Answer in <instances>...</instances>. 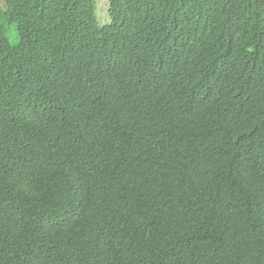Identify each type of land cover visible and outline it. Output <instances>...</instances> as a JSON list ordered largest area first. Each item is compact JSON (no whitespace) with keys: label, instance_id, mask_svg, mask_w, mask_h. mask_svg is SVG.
<instances>
[{"label":"trees","instance_id":"16d2710c","mask_svg":"<svg viewBox=\"0 0 264 264\" xmlns=\"http://www.w3.org/2000/svg\"><path fill=\"white\" fill-rule=\"evenodd\" d=\"M110 14L0 0V264H264V0Z\"/></svg>","mask_w":264,"mask_h":264},{"label":"rangeland","instance_id":"374dc122","mask_svg":"<svg viewBox=\"0 0 264 264\" xmlns=\"http://www.w3.org/2000/svg\"><path fill=\"white\" fill-rule=\"evenodd\" d=\"M108 8H109V0H100L98 2V15L100 17L101 23H108L110 18H109V13H108ZM6 24V34L11 41V43L16 44L20 41V36L17 30L16 23H9L5 21Z\"/></svg>","mask_w":264,"mask_h":264},{"label":"clouds","instance_id":"9594fccd","mask_svg":"<svg viewBox=\"0 0 264 264\" xmlns=\"http://www.w3.org/2000/svg\"><path fill=\"white\" fill-rule=\"evenodd\" d=\"M100 0H93V4H94V12L96 13V16H97V20H98V22H99V25L100 26H108V25H110L111 24V22H112V17H111V14H110V8H111V0H109V8H108V13H109V18H110V20H109V22L108 23H101V21H100V17H99V15H98V2H99Z\"/></svg>","mask_w":264,"mask_h":264}]
</instances>
